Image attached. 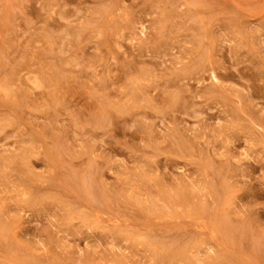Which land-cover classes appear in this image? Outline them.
<instances>
[{
    "label": "rangeland",
    "instance_id": "374dc122",
    "mask_svg": "<svg viewBox=\"0 0 264 264\" xmlns=\"http://www.w3.org/2000/svg\"><path fill=\"white\" fill-rule=\"evenodd\" d=\"M0 264H264V0H0Z\"/></svg>",
    "mask_w": 264,
    "mask_h": 264
}]
</instances>
